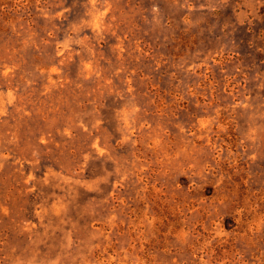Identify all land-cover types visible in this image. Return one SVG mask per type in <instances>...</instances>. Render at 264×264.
I'll list each match as a JSON object with an SVG mask.
<instances>
[{"label":"rangeland","instance_id":"rangeland-1","mask_svg":"<svg viewBox=\"0 0 264 264\" xmlns=\"http://www.w3.org/2000/svg\"><path fill=\"white\" fill-rule=\"evenodd\" d=\"M0 264H264V0H0Z\"/></svg>","mask_w":264,"mask_h":264}]
</instances>
